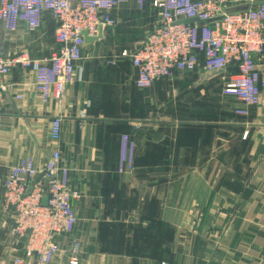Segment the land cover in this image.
<instances>
[{"label":"crops","instance_id":"obj_1","mask_svg":"<svg viewBox=\"0 0 264 264\" xmlns=\"http://www.w3.org/2000/svg\"><path fill=\"white\" fill-rule=\"evenodd\" d=\"M256 1L228 0L227 9ZM113 16L102 38L86 43L61 100L43 98L32 72L6 77L0 177L24 159L42 169L58 148L78 193L77 226L58 236L50 264H264V88L259 103L248 105L225 94L228 73L208 71L202 59L194 71L141 88L138 68L122 52L142 44L160 11L153 0H128ZM56 34L50 18L36 31L0 23V51L47 59ZM257 62L264 77V55ZM124 135L135 142L134 168L121 173ZM29 182L45 185L41 172ZM13 225L0 194V264L24 254Z\"/></svg>","mask_w":264,"mask_h":264},{"label":"built area","instance_id":"obj_2","mask_svg":"<svg viewBox=\"0 0 264 264\" xmlns=\"http://www.w3.org/2000/svg\"><path fill=\"white\" fill-rule=\"evenodd\" d=\"M126 1L0 0V23L9 30L24 23L36 31L47 18L57 24V45L47 59L29 52L8 57L0 51V105L9 90L6 77L13 69L32 72L43 98L61 100L83 58L87 43L84 33L95 37L100 30L113 26L116 22L113 10ZM144 1L138 0L140 6ZM153 3L160 11L159 23L138 48L122 52L138 68L137 86L150 87L176 71H194L202 59L208 71L228 73L225 94L248 105L259 103L264 88L257 62L264 55V5L227 13L228 0H153ZM185 19L197 21L187 23ZM61 123L60 117L52 120L51 136L55 141L61 138ZM134 150L135 142L124 135L119 172L134 168ZM70 171L57 148L42 169L32 159H24L5 179L0 177L4 205L14 214L12 232L24 241V254L16 257L14 264H50L60 250L58 236L75 230L78 216L73 201L78 193L70 189ZM39 172L45 185L35 183L30 187L29 179ZM72 249L79 252L78 241L73 242ZM78 262L79 258L74 256L72 263Z\"/></svg>","mask_w":264,"mask_h":264},{"label":"water","instance_id":"obj_3","mask_svg":"<svg viewBox=\"0 0 264 264\" xmlns=\"http://www.w3.org/2000/svg\"><path fill=\"white\" fill-rule=\"evenodd\" d=\"M260 5H264V0H258L253 5H245V6H242V7L229 8V9H227V13L242 12V11L248 10L251 6H260ZM195 21H197V19H185V22H187V23H192V22H195ZM84 36L86 38V42L87 43L93 42V41H96V40L102 38L103 31L100 30L99 34L97 36H95V37L89 36L86 32L84 33ZM47 200H48L47 197H45L44 200H43L45 204L47 203Z\"/></svg>","mask_w":264,"mask_h":264},{"label":"trees","instance_id":"obj_4","mask_svg":"<svg viewBox=\"0 0 264 264\" xmlns=\"http://www.w3.org/2000/svg\"><path fill=\"white\" fill-rule=\"evenodd\" d=\"M236 70H232L231 72H235Z\"/></svg>","mask_w":264,"mask_h":264}]
</instances>
